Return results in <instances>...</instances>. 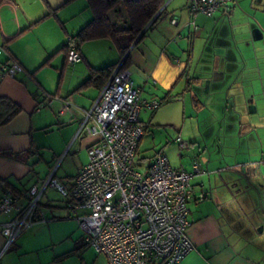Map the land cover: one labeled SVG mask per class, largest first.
<instances>
[{
	"label": "crops",
	"instance_id": "crops-1",
	"mask_svg": "<svg viewBox=\"0 0 264 264\" xmlns=\"http://www.w3.org/2000/svg\"><path fill=\"white\" fill-rule=\"evenodd\" d=\"M10 2L0 4V65L17 62L21 70L0 74V120L9 102L19 111L0 125V197L10 190L26 204L23 193L41 186L60 156L74 164L57 177L65 185L87 162L99 135L77 130L100 86L80 85L91 68L120 56L111 39H92L79 43L80 60L67 63L68 36L92 18L87 0ZM189 5L164 0L128 51L140 97L160 102L140 111L137 153L158 140L172 167L189 171L196 160L204 170L191 179L205 197L188 204L193 247L178 264H264V0H233L212 16ZM176 137L186 151L171 162ZM44 205L47 219L7 247L1 226L10 215L0 211V264H107L66 206Z\"/></svg>",
	"mask_w": 264,
	"mask_h": 264
},
{
	"label": "built area",
	"instance_id": "built-area-1",
	"mask_svg": "<svg viewBox=\"0 0 264 264\" xmlns=\"http://www.w3.org/2000/svg\"><path fill=\"white\" fill-rule=\"evenodd\" d=\"M232 1L190 0L189 7L193 14L212 16L226 11ZM66 45V61L72 65L81 59L79 41L70 35ZM122 61L83 114L77 134L97 133L99 138L88 147L87 162L71 184L58 180L53 169L41 186L32 185L23 193L26 204L10 190L0 197V211L10 215L1 226L5 247L34 222L46 220L38 203L44 189L52 187L66 199L85 244L107 264H178L191 251L188 204L205 197L191 179L204 170L196 160L190 171L172 167L160 151L139 166L137 147L144 131L139 114L160 102L140 97L130 71L120 67ZM20 70L17 62L0 65V74L15 76ZM175 141L186 147L179 137Z\"/></svg>",
	"mask_w": 264,
	"mask_h": 264
},
{
	"label": "trees",
	"instance_id": "trees-1",
	"mask_svg": "<svg viewBox=\"0 0 264 264\" xmlns=\"http://www.w3.org/2000/svg\"><path fill=\"white\" fill-rule=\"evenodd\" d=\"M5 0H0V4ZM164 0H87L92 12L91 20L81 27L75 37L79 43L92 39L109 38L123 58L121 68L129 63V49L133 43L144 35L141 32L150 29L158 19V13ZM118 62V61H117ZM117 63L91 68L89 76L80 87L89 85L102 86ZM3 99V98H1ZM19 111V106L9 102V108L0 120V125L7 122ZM25 153H10L20 158Z\"/></svg>",
	"mask_w": 264,
	"mask_h": 264
},
{
	"label": "rangeland",
	"instance_id": "rangeland-1",
	"mask_svg": "<svg viewBox=\"0 0 264 264\" xmlns=\"http://www.w3.org/2000/svg\"><path fill=\"white\" fill-rule=\"evenodd\" d=\"M171 143L172 142H170V144H168V145H172V146H168V148L171 151V154L168 155V158L172 162L173 159H176V158L178 159L179 158L178 154L179 155H181V154L184 155V151H186V150H185V148H179V146H177L179 144L176 143V142H175L176 143L175 144L176 147L174 146V144H171ZM160 146L161 145H160L158 140L155 143H153L150 147H144V145H141L138 148V153H137V159H138L139 166L140 165L144 166L147 162H149L151 157L154 156L157 152H159ZM53 169H55V171L57 170V176H55L56 178L58 176H60V175L63 176L64 174L72 173L74 171V164H73L72 158L68 156L64 160H62V157L60 156L59 159H56V161L53 164L52 169L50 170V172ZM65 200L66 199L57 190L53 189L52 187H47L46 190H45V194L41 198V203L42 204H40L41 206L39 205V210L45 216L46 212H48V208L44 204H46L49 201V203H52V204L54 203L55 205H61V207H63V206H66ZM67 209L70 211V213H73L72 210L69 207H67ZM37 222H41V221H36L34 223H37ZM76 222L78 223L77 220H76ZM79 230L81 231L80 228H79ZM92 250H93V248H92ZM101 257L103 258L104 256L101 255Z\"/></svg>",
	"mask_w": 264,
	"mask_h": 264
},
{
	"label": "water",
	"instance_id": "water-1",
	"mask_svg": "<svg viewBox=\"0 0 264 264\" xmlns=\"http://www.w3.org/2000/svg\"><path fill=\"white\" fill-rule=\"evenodd\" d=\"M146 28H147V27H146ZM146 28L141 32L140 36L145 32ZM139 38H140V37H138V39H139ZM138 39H136V41L133 43V45L136 44V42L138 41ZM133 45H132V46H133Z\"/></svg>",
	"mask_w": 264,
	"mask_h": 264
}]
</instances>
